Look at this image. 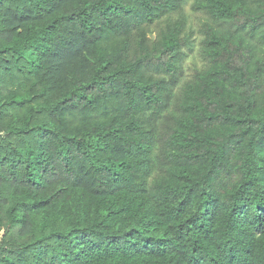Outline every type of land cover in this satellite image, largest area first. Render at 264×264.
<instances>
[{
    "label": "trees",
    "instance_id": "1",
    "mask_svg": "<svg viewBox=\"0 0 264 264\" xmlns=\"http://www.w3.org/2000/svg\"><path fill=\"white\" fill-rule=\"evenodd\" d=\"M0 264H264V0H0Z\"/></svg>",
    "mask_w": 264,
    "mask_h": 264
},
{
    "label": "rangeland",
    "instance_id": "2",
    "mask_svg": "<svg viewBox=\"0 0 264 264\" xmlns=\"http://www.w3.org/2000/svg\"><path fill=\"white\" fill-rule=\"evenodd\" d=\"M1 239V238H0Z\"/></svg>",
    "mask_w": 264,
    "mask_h": 264
}]
</instances>
